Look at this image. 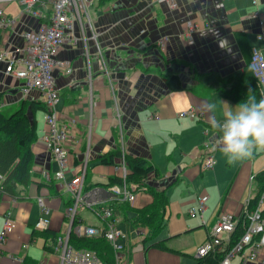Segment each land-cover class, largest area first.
<instances>
[{
    "label": "crops",
    "instance_id": "0c3cea01",
    "mask_svg": "<svg viewBox=\"0 0 264 264\" xmlns=\"http://www.w3.org/2000/svg\"><path fill=\"white\" fill-rule=\"evenodd\" d=\"M169 1L109 0L95 5L91 11L103 57L115 80L114 92L121 109L126 152L146 159L155 167L158 179L147 181V185L164 191L165 198L159 207L160 226L155 234L150 226L136 227L131 222L136 211L153 202L151 192L140 191L133 202H126V208H119L115 217L117 227L125 233L119 239L125 264H196L195 252L185 251V247L195 241V233L199 234L197 247L204 241L222 208L238 213L250 194V176L264 169V160L257 156V151L250 158L231 165L221 154L214 160L210 175L218 177L224 164L229 170L218 186L202 188L195 183L203 182V177L200 178L203 171L198 166L203 148L199 143L202 136L198 123H205V133L208 128L210 131V124L205 121L209 120V114L204 105L215 102L219 118L225 110L221 102H227L231 107L239 104L233 90L247 70L249 50L257 48L264 57V0L255 3L252 0H172L175 7H170ZM11 3L19 6V14L20 5L16 1L6 4L4 13L13 16L6 10ZM253 11L258 12V17L250 16ZM186 19L199 25L191 40L180 36L186 30ZM28 22L34 24L32 19ZM7 32L0 35V49L10 43ZM160 39H164L163 47L158 44ZM222 40L226 41L224 48L220 46ZM58 56L68 60L72 67L70 73L53 72L60 94L57 102L59 118H75L65 143L69 171L64 178L68 181L73 177L87 152L81 195L92 207L102 206L112 200L105 184L114 175V167L101 163L100 158L117 147L115 101L95 58L90 62V73L94 78L90 90L86 81V61L78 47L65 46ZM173 73L182 81L180 89L169 88L162 79L163 75ZM17 87L18 81L4 73L0 62V110L6 114L24 98L43 100V95L37 91L22 97ZM189 107L202 111L203 117L190 120L177 116L179 111ZM90 110L91 124L88 123ZM192 126H199L198 131ZM46 131L45 121L39 122L36 118L30 173L34 179L52 184L57 192L44 198L50 209L48 230L62 235L68 231L70 223L66 214L70 193L64 189L62 180L53 177L57 166L44 142ZM209 134L208 140L216 139L212 130ZM191 150L188 159L185 151ZM180 181L186 186L188 197L180 203L183 212L176 213L177 217H184L183 224L173 229L168 223L170 216L166 219L164 213L169 204L168 192ZM191 186H196V191L190 190ZM22 189L25 190L21 195L10 197L0 187V231L7 217L16 223L0 244V264H57V255L44 247L46 238L35 233L38 229L34 223L42 215L37 202L40 195L31 185ZM201 192L208 195L203 216L188 215L187 208L195 204ZM77 217L79 223H73V227L77 224L101 225L100 218L87 206L79 208ZM10 255L20 260L11 259Z\"/></svg>",
    "mask_w": 264,
    "mask_h": 264
},
{
    "label": "built area",
    "instance_id": "2783aa9c",
    "mask_svg": "<svg viewBox=\"0 0 264 264\" xmlns=\"http://www.w3.org/2000/svg\"><path fill=\"white\" fill-rule=\"evenodd\" d=\"M12 1H16L20 5V12L15 16L7 15L3 10V7ZM255 2L256 0H252V3ZM97 4L98 0H0V35L8 31L7 40L11 37L10 43L5 44L0 49V62L3 63V71L18 81L17 90L22 97L28 96L31 91H37L43 95L42 101L45 105L43 120L47 126V131L43 137L46 148L57 166L53 172V177L62 180L64 189L70 193V202L66 208V214L70 220L69 228L65 234L57 236L53 248V252L58 257L57 264H107L99 259L95 251L88 248L73 247L68 240L70 230H74L79 235L99 233L97 226H81L80 224L72 226L74 217L82 206L89 207L97 216L99 215L98 217L104 227V236L114 250V259L111 264H125L121 257L123 247L119 242L125 233L117 227L112 207L100 206L98 210L82 198L81 182L85 175L87 152L83 156V163L79 165L78 171L73 174V177L69 178L68 181L64 178L65 173L69 171L68 150L65 143L68 140L70 127L75 124V118H59L57 102L60 94L55 86L53 72L58 70L63 73H70L72 70L69 61L58 56L65 46L78 47L79 53L85 59L88 69L86 81L90 90L94 82L90 73L91 58H95L99 62L115 101L117 147L120 153L112 166L114 167V174L121 179V183L108 187L110 198L119 202H133L137 196L136 185L126 181L128 172L125 162L126 140L121 109L114 92L115 80L103 57L102 46L98 40V30L93 24L91 15L92 8ZM169 5L175 7L176 3L170 0ZM250 16L258 17V12L253 11ZM28 19H32L34 24H29ZM185 24L186 30L180 36L191 40L193 34L198 31L199 25L192 19H186ZM163 43L164 39L158 41L160 47H163ZM248 64L260 91L263 92L264 57L257 48H251ZM1 105L0 100V108ZM177 116L194 120L202 118L203 113L194 107H189L179 111ZM88 123L91 124V110ZM215 145L216 139L206 140L203 143L202 157L198 164L200 170L204 171L213 167L214 153L218 149ZM150 180L152 179H147L146 182ZM249 197L248 195L243 206L247 219L245 230L240 238L225 252L218 264H264V216L261 214L264 194L261 195L257 206L251 210L246 209ZM207 199L208 195L205 192L198 194L195 204L187 208L188 215L201 218L206 209ZM37 202L40 205L42 215L38 217L34 227L42 230L50 224L49 216H47L50 209L44 204L41 197L37 198ZM234 215L224 208L219 211L217 219L209 227L204 241L196 247L194 256L197 259L223 247L230 232L234 229ZM201 221L205 223L204 219ZM15 225L16 223L12 218H6L0 231V244L3 243L7 232L14 229ZM138 230L140 234V229ZM10 258L15 261L20 260L14 255H10Z\"/></svg>",
    "mask_w": 264,
    "mask_h": 264
},
{
    "label": "trees",
    "instance_id": "16d2710c",
    "mask_svg": "<svg viewBox=\"0 0 264 264\" xmlns=\"http://www.w3.org/2000/svg\"><path fill=\"white\" fill-rule=\"evenodd\" d=\"M107 1L109 0H98V4H104ZM249 55L246 64L247 70L241 74V81L237 83L233 90L239 103L243 102L247 95H255L257 100L264 98V91H260L249 68ZM162 79L169 88L180 89L182 87V81L175 73L163 75ZM249 90L251 91L249 92ZM44 110L45 105L43 101L27 98L20 100L11 113L6 114L0 110V187L6 194H9L8 196L16 197L17 195H21V191L25 190L22 188H27L31 185L35 188L37 194L40 195L39 197L43 199L44 204H47V200L44 197L49 194L56 195L57 192H55L52 184L34 179L30 173L33 162L31 146L36 139L35 113ZM119 153L120 151L118 147H116L103 154L100 161L104 164L113 165ZM125 162L128 168L126 181L136 185V194L140 191L148 190L153 196V202L147 207L136 211V215L132 218L131 222L136 227L150 226L152 233L155 234L157 228L160 226L159 207L164 203V191H157L150 187L147 185L146 180L158 179V173L152 164L140 156L127 153L125 155ZM120 183L121 179L114 174L105 185L109 187L110 185H117ZM263 194L264 169L251 175L250 199L246 205V209H254ZM102 206H111L113 209V216H116L119 208H126L128 203L111 200L109 203ZM95 208L99 210L100 206ZM261 214L264 216V198ZM234 220V229L230 232L228 240L223 247L198 258L196 264H218L225 252L230 249L232 244L240 238L245 230L247 219L243 208L234 215ZM73 223H79L77 215L74 217ZM97 227L99 228V233L95 235H75L70 231L68 240L73 247L91 249L95 251L103 263L111 264L114 259L113 247L104 236V227L102 224ZM35 233L46 238L44 245L46 251L53 250L58 234L50 232L48 227L38 230Z\"/></svg>",
    "mask_w": 264,
    "mask_h": 264
},
{
    "label": "clouds",
    "instance_id": "9594fccd",
    "mask_svg": "<svg viewBox=\"0 0 264 264\" xmlns=\"http://www.w3.org/2000/svg\"><path fill=\"white\" fill-rule=\"evenodd\" d=\"M220 46L226 47V41ZM251 90H249L250 92ZM225 110L217 117L215 102H206L204 110L209 114V124L216 138V147L228 164L250 158L254 151H264V98L255 95L231 107L221 102Z\"/></svg>",
    "mask_w": 264,
    "mask_h": 264
},
{
    "label": "rangeland",
    "instance_id": "374dc122",
    "mask_svg": "<svg viewBox=\"0 0 264 264\" xmlns=\"http://www.w3.org/2000/svg\"><path fill=\"white\" fill-rule=\"evenodd\" d=\"M6 10L9 13H12L13 16H14V15H16L18 13L19 6L17 7V4L11 3V4L8 5V7L6 8ZM43 115H44V111H38V112H36V118H37V120L39 122L43 121L42 120ZM205 121L209 124V120L208 119H205ZM198 125H200V127H201V129L199 130V132H200V135L202 136V139H201V141L199 143L203 145V143L210 138V135L211 134H209V132L211 131V127L209 126L210 127V131H209V128H208L207 132L205 133V129H204L205 123L204 122H199ZM192 127H194L195 131H198V127L199 126H192ZM176 139L179 140V137H177ZM192 151L193 150H191V151H185L186 152L185 155L187 156L188 159H190V156L189 155L192 154ZM256 151H257V156L261 157V160H264V158H263L264 157V155H263L264 153H262L261 151H258V150H256ZM176 152H178V151H176ZM179 155L180 154L178 152V157H179ZM220 155H221V152H220V150H218L216 152V155H214V160L215 159L216 160L219 159L220 158ZM68 160H69V158H68ZM261 160H260V162H261ZM228 170H229V168L224 164L223 169L219 171V176L216 177V178H215L214 174L212 176L210 175V172H212L211 169L204 170L203 171V175L200 177V178L203 177V182L197 181L195 183L197 185L201 186L202 188L203 187H207L208 185H214V187L215 186H218V184L220 183V181L225 177V175L228 172ZM182 184H183V182L180 181L177 185H175L168 192L169 204L165 208L164 217L167 219L170 216L169 217V220H168V223H169V227L170 228H173V229L174 228L181 227L182 224H183L182 221H183V218L184 217L183 216H180V217H177L176 216V213L177 212H179V213H182L183 212L182 207L180 206V203H181V201L185 200L188 197L187 192H185L186 186L184 184L183 185ZM196 188H197L196 186L189 187V189L192 190V191H196ZM210 195H212L211 192H210ZM211 199H212V196L210 198V201H211ZM112 201H116V200L112 199ZM115 219H116V217H115ZM199 220H200V218H199ZM116 224H117V219H116ZM193 239L195 241L191 245L185 247V251H187L190 254H193V252L196 251V248H195L196 246L195 245H196L197 242H199L198 241L199 240V234L197 232L193 236Z\"/></svg>",
    "mask_w": 264,
    "mask_h": 264
}]
</instances>
